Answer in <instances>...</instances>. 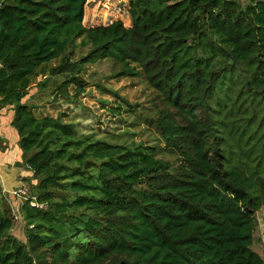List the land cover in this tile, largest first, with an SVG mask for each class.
Returning <instances> with one entry per match:
<instances>
[{
	"label": "trees",
	"instance_id": "16d2710c",
	"mask_svg": "<svg viewBox=\"0 0 264 264\" xmlns=\"http://www.w3.org/2000/svg\"><path fill=\"white\" fill-rule=\"evenodd\" d=\"M87 4L0 0V109L14 110L46 206H16L23 240L0 204V264H264L252 248L264 208V0H129V27L85 25ZM103 59L113 77L139 78L154 114L100 84L102 101L138 115L164 147L81 135L66 112L31 101L35 88L53 105L77 100L83 67Z\"/></svg>",
	"mask_w": 264,
	"mask_h": 264
},
{
	"label": "rangeland",
	"instance_id": "374dc122",
	"mask_svg": "<svg viewBox=\"0 0 264 264\" xmlns=\"http://www.w3.org/2000/svg\"><path fill=\"white\" fill-rule=\"evenodd\" d=\"M241 2L246 4L247 0H241ZM128 7L129 0H88L84 23L87 26L107 25L120 19L129 27L131 16ZM78 55L79 53H77ZM115 69L114 62L109 59L86 64L83 67L82 76L88 81L89 87L77 100L76 98L61 97L57 99V105H53L51 104L53 97L49 95L48 90L37 91V88H35L30 91V95L35 94L31 101L41 106V108L45 106L43 110L54 115L59 111L66 112V119L76 125L81 135H95L111 142L132 143L144 141L164 147L165 142L158 131L140 119L138 115L137 117L129 116L124 112L115 114L110 110V105L102 101L109 97L102 96L98 89L100 84L118 91L129 102L139 104L137 114H142L144 117L153 116L154 114L151 112L154 109V102H152L154 95L145 88L137 76L134 78L113 77ZM70 91L74 94L75 87L72 86ZM122 105L124 108H129L125 103H122ZM134 120L137 124L133 123ZM165 157L171 161L176 160V156H173L170 152L166 153ZM256 219L252 248L264 258V208L257 212ZM17 223L15 234L20 239L25 240L24 223L21 219Z\"/></svg>",
	"mask_w": 264,
	"mask_h": 264
},
{
	"label": "crops",
	"instance_id": "0c3cea01",
	"mask_svg": "<svg viewBox=\"0 0 264 264\" xmlns=\"http://www.w3.org/2000/svg\"><path fill=\"white\" fill-rule=\"evenodd\" d=\"M13 119L12 107L2 108L0 116V204L7 202L9 205V202H12L16 207L18 202L11 192L20 186L22 180L31 181L33 174L25 163L23 150L19 145V134L12 124ZM17 226L15 225L13 229L14 233Z\"/></svg>",
	"mask_w": 264,
	"mask_h": 264
},
{
	"label": "built area",
	"instance_id": "2783aa9c",
	"mask_svg": "<svg viewBox=\"0 0 264 264\" xmlns=\"http://www.w3.org/2000/svg\"><path fill=\"white\" fill-rule=\"evenodd\" d=\"M128 11H129V7H128ZM1 111L2 109H0V116H1ZM27 167L29 168V170H31L32 174H34L32 168L30 165L27 164ZM11 194L16 197V200L19 206L24 205L25 202L27 201H31V204L33 206H39V207H46L44 204H39L35 198V196L32 193V184L30 180H22L20 186L14 190L13 192H11ZM11 203V206L13 208V212H14V216L16 221H18L20 219V216L17 212L16 207L14 206V204ZM17 206V205H16Z\"/></svg>",
	"mask_w": 264,
	"mask_h": 264
}]
</instances>
